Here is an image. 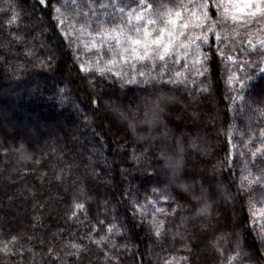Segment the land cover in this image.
<instances>
[{
	"label": "trees",
	"instance_id": "obj_1",
	"mask_svg": "<svg viewBox=\"0 0 264 264\" xmlns=\"http://www.w3.org/2000/svg\"><path fill=\"white\" fill-rule=\"evenodd\" d=\"M145 2L162 11L180 0ZM53 4L61 7L63 27ZM138 4L0 0V7L20 17L9 30L0 13V242L18 237L16 254L0 252V264H164L173 257L174 264H226L237 239L247 254L244 264H264L256 222L264 208V183L253 191L241 188L242 176L251 172L255 179L264 171V156L252 155L264 147V75L255 66L238 71L248 59L242 46L249 48V33L228 22L223 60L210 36L201 48L212 57L204 75L193 66V56L185 59L181 52L180 63L170 56L163 81L180 71L186 77L181 83H164L157 79L160 68L131 58L108 66L112 70L101 77L94 65L99 60L106 66L113 58L109 43L113 51L116 45L96 33L106 35L127 21V12L121 17L117 8ZM83 13L93 14L85 20ZM93 22L92 35L80 31ZM186 31L199 30L190 25ZM250 34L253 43L264 38L255 28ZM251 59L260 63L256 54ZM82 62L93 66L91 75L80 71ZM233 72L255 77L247 81L244 100L231 99ZM205 87L208 92L201 91ZM229 147L236 148L232 159ZM76 203L84 209L77 210ZM154 215L165 222L159 239L141 224ZM110 225L113 232L101 250L89 236L100 239ZM72 243L82 246L78 260L69 255L76 252Z\"/></svg>",
	"mask_w": 264,
	"mask_h": 264
},
{
	"label": "snow or ice",
	"instance_id": "obj_2",
	"mask_svg": "<svg viewBox=\"0 0 264 264\" xmlns=\"http://www.w3.org/2000/svg\"><path fill=\"white\" fill-rule=\"evenodd\" d=\"M47 0H38L40 5H45ZM115 7V5H114ZM163 8V6H161ZM54 13L57 14L59 19L60 26H64L67 21L60 16L61 7H57L56 4L52 5ZM195 10H193V0H180L179 3L173 5L172 7L167 8L166 10L156 11L155 6L152 4H146L145 0H139V4L136 8L126 9L123 7L117 8L120 16L123 17L125 12H127V21H123L120 25L115 26L113 29H109L106 32L101 31L97 32L96 35L100 36L102 42L105 41L106 36L109 40L114 39L116 48L113 51L111 48V43H109V50L112 51L113 58L107 61L106 66H101L99 60H97L94 65L95 71L99 73L101 77L105 75L107 71H111L118 61L127 62L131 58L134 62H148L150 61L155 68H160V73L157 76V79L161 80L164 83H181L186 80L181 79V72H175V78L169 77L167 81H163V75L167 74V64L168 58L173 57L174 63H180L179 56L182 52L185 59L189 55L193 56V66L197 68L199 75H204L210 69L208 67V62L211 60V54L201 51L202 45H207L209 43V37L214 35L217 48L216 54L220 55L221 59H224L225 51L221 45H224V40L222 39V34L228 26V22H232L233 29H236L237 25L239 28L243 29L245 32L249 33L248 38V49H243L245 55L248 56V59L243 60L240 63L238 71H244L246 68L258 67L259 72L264 75V67L260 66L264 64V38H260L257 43L252 42V37L250 30L255 28L257 33L264 32V0H196L194 5ZM213 9L215 13L213 14ZM0 13L4 14L5 23L8 26L9 30L15 24H18L20 19L19 14L14 10H11L10 7H0ZM93 13H83L81 18L87 20V17ZM190 14V15H189ZM133 18L136 23L133 24ZM163 21V26H159V22ZM198 29L197 33H190L186 30L189 27ZM95 27V23H86L81 25L80 31H88L89 35H92V29ZM73 31H76L73 26ZM67 34V30H66ZM237 34L238 31H237ZM15 39H22L19 35L14 37ZM259 45V48L257 47ZM210 47V46H209ZM176 48H179V52H176L173 56V52ZM195 49V51H191ZM31 54V53H29ZM253 54H256L260 60V63H257L255 60H252L251 57ZM159 60L162 63L158 65L156 62ZM228 61H234L232 55L227 56ZM112 66V67H108ZM135 65L133 64V67ZM184 69L187 70L189 67L187 63L183 65ZM80 71L92 74L93 66L85 64L82 62L80 64ZM117 76H120V72L114 73ZM141 76L145 73L140 72ZM255 79L254 76H239L238 72H233L232 75L228 77V85L235 92V95L231 98L233 102L236 99L244 100L245 99V89L248 88L247 81ZM129 83H133L134 80H129ZM239 84V89L234 87L235 84ZM91 86H95L93 82L90 81ZM203 92H208L207 87L201 89ZM261 95H264V91L261 92ZM92 103L98 104V99H93ZM261 138L264 141V130H261ZM259 154L264 156V147L256 149L252 153L253 157ZM133 159L137 157L133 156ZM247 172V168L244 169ZM264 183V171L260 176H257L255 179L252 178V173L248 172L247 175L242 176L241 179V188L247 187L248 191L254 190V185H259ZM157 191V189H153ZM134 207L141 209L139 204H134ZM207 208V206H205ZM75 208L77 210L84 209V204L76 203ZM157 212H165L166 210L157 208ZM203 211V210H202ZM175 209H173V213ZM252 214V213H250ZM73 216H76V212L72 213ZM254 215V214H253ZM260 217L264 220V208L260 210ZM101 225L104 221L99 222ZM142 225H147L151 229V234L156 238H160L165 229L164 221H157L155 215L153 219L149 221L141 220ZM114 225H110L106 230V235L100 236V239H94L92 236H89V239L97 245L98 248L103 250L107 246V240L109 235L113 232ZM102 229H94V231L99 234V231ZM257 237L261 243L262 248H264V224L261 225L260 230L257 232ZM223 239V237H221ZM18 242V237L12 236L11 239L7 242H0V252L5 254H16L13 252V247ZM10 245L12 247H10ZM71 247L76 250L75 253H69V255H75L77 260L80 258L79 253L82 250V246L77 243H72ZM190 251V249H188ZM218 251L223 256L224 249L218 248ZM55 250L49 248V254H54ZM22 255V252L20 253ZM105 256L108 255L107 252L104 253ZM264 255V252L261 253ZM247 254L243 251L241 247V242L239 239L235 241V251L232 255L227 257L226 264H244V258ZM55 259H60L58 255L55 256ZM186 257H182L181 260H186ZM175 258H170L164 262V264H174Z\"/></svg>",
	"mask_w": 264,
	"mask_h": 264
},
{
	"label": "rangeland",
	"instance_id": "obj_3",
	"mask_svg": "<svg viewBox=\"0 0 264 264\" xmlns=\"http://www.w3.org/2000/svg\"><path fill=\"white\" fill-rule=\"evenodd\" d=\"M111 114V113H110ZM114 114V113H113ZM115 114H116V112H115ZM111 116H112V114H111ZM114 118V117H113ZM115 120V123L118 125L119 124V122H118V120L115 118L114 119ZM229 135V134H228ZM230 138H228V142L230 143ZM234 151H236V148L234 149L233 147H229V154H230V158L232 157V155L231 154H233L234 153ZM232 159V158H231ZM258 215V217L259 218H256V222L261 226L262 224H264V220H262L261 218H260V212H259V214H257ZM256 215V216H257Z\"/></svg>",
	"mask_w": 264,
	"mask_h": 264
}]
</instances>
